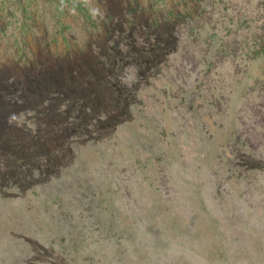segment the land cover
<instances>
[{
  "label": "rangeland",
  "instance_id": "1",
  "mask_svg": "<svg viewBox=\"0 0 264 264\" xmlns=\"http://www.w3.org/2000/svg\"><path fill=\"white\" fill-rule=\"evenodd\" d=\"M0 264H264V0H0Z\"/></svg>",
  "mask_w": 264,
  "mask_h": 264
}]
</instances>
